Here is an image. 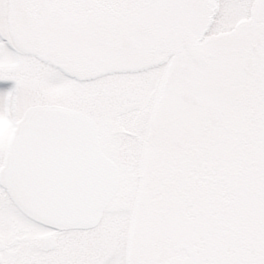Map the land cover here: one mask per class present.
<instances>
[{
  "label": "snow or ice",
  "instance_id": "snow-or-ice-1",
  "mask_svg": "<svg viewBox=\"0 0 264 264\" xmlns=\"http://www.w3.org/2000/svg\"><path fill=\"white\" fill-rule=\"evenodd\" d=\"M0 264H264V0H0Z\"/></svg>",
  "mask_w": 264,
  "mask_h": 264
}]
</instances>
